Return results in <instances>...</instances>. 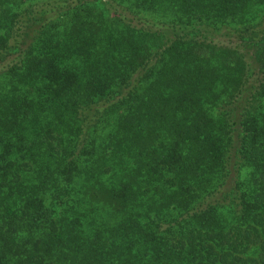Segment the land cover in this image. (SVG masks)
<instances>
[{
  "label": "trees",
  "instance_id": "obj_1",
  "mask_svg": "<svg viewBox=\"0 0 264 264\" xmlns=\"http://www.w3.org/2000/svg\"><path fill=\"white\" fill-rule=\"evenodd\" d=\"M0 264H264V0H0Z\"/></svg>",
  "mask_w": 264,
  "mask_h": 264
},
{
  "label": "rangeland",
  "instance_id": "obj_2",
  "mask_svg": "<svg viewBox=\"0 0 264 264\" xmlns=\"http://www.w3.org/2000/svg\"><path fill=\"white\" fill-rule=\"evenodd\" d=\"M223 39V38H222ZM224 42H227V40L223 39ZM228 43V42H227Z\"/></svg>",
  "mask_w": 264,
  "mask_h": 264
}]
</instances>
